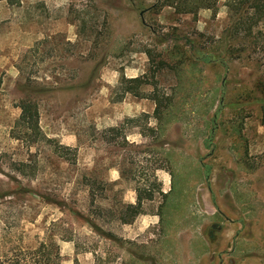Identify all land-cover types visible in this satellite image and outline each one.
<instances>
[{
	"label": "rangeland",
	"instance_id": "rangeland-1",
	"mask_svg": "<svg viewBox=\"0 0 264 264\" xmlns=\"http://www.w3.org/2000/svg\"><path fill=\"white\" fill-rule=\"evenodd\" d=\"M263 118L250 7L0 0L4 264L50 242L60 264H264Z\"/></svg>",
	"mask_w": 264,
	"mask_h": 264
},
{
	"label": "trees",
	"instance_id": "trees-1",
	"mask_svg": "<svg viewBox=\"0 0 264 264\" xmlns=\"http://www.w3.org/2000/svg\"><path fill=\"white\" fill-rule=\"evenodd\" d=\"M6 1L9 3L18 2V0H6ZM199 1L202 6L207 7L213 4L215 0H209V1L206 0L207 2H205V0H199ZM226 1L230 6H233L237 9L243 6L246 8L250 7L258 15H264V0H226ZM132 79L135 80L137 78H132ZM122 83L123 82L121 81L120 85H122ZM126 91L127 89L123 88L122 94L125 93ZM122 94L116 99L117 100L121 99ZM18 107L20 108V113L16 121V126L19 125L21 128H23L22 129V131H24L23 136L25 138L34 139V140L36 139V137L37 138L41 137V139H48L40 131V128L38 126V109H37L36 102L32 101L31 99H23L18 103ZM263 121H264V118H263ZM140 199H141V196L140 197L138 196L136 203L127 204V210L129 211V213H131L130 214L131 216L130 218H121L122 222H129L133 218V216L137 212H139L136 208L140 204ZM39 246H45V243L40 242ZM46 250L47 251H44L43 253L40 252V250L39 251L33 250L32 255L34 256V258H32L33 260L31 264H60L62 255L60 253L59 244L55 242H50L48 245V249ZM41 255L42 257L40 258L37 257ZM6 259L7 258H3L2 256H0V264H4ZM22 259L23 258L21 257H16L13 259L11 264H21Z\"/></svg>",
	"mask_w": 264,
	"mask_h": 264
},
{
	"label": "flooded vegetation",
	"instance_id": "flooded-vegetation-1",
	"mask_svg": "<svg viewBox=\"0 0 264 264\" xmlns=\"http://www.w3.org/2000/svg\"><path fill=\"white\" fill-rule=\"evenodd\" d=\"M217 213H218V215H220L221 217H224L223 214H222V212H220L219 210H217ZM215 227H216L215 229H219V228H220L219 225H216ZM208 244H209V243H208Z\"/></svg>",
	"mask_w": 264,
	"mask_h": 264
},
{
	"label": "crops",
	"instance_id": "crops-1",
	"mask_svg": "<svg viewBox=\"0 0 264 264\" xmlns=\"http://www.w3.org/2000/svg\"><path fill=\"white\" fill-rule=\"evenodd\" d=\"M195 172H196V175H197V176H200V175H199V171L197 172V171L195 170ZM203 176H204V174H203ZM61 246H62V245H61ZM61 246L59 245V248H60V249H61ZM60 253H61V252H60Z\"/></svg>",
	"mask_w": 264,
	"mask_h": 264
}]
</instances>
